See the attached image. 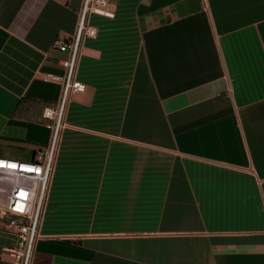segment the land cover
<instances>
[{
    "label": "crops",
    "instance_id": "1",
    "mask_svg": "<svg viewBox=\"0 0 264 264\" xmlns=\"http://www.w3.org/2000/svg\"><path fill=\"white\" fill-rule=\"evenodd\" d=\"M89 14L33 264H264V0ZM82 0H0V156L48 146ZM29 150V151H28ZM15 237L0 230V264Z\"/></svg>",
    "mask_w": 264,
    "mask_h": 264
},
{
    "label": "built area",
    "instance_id": "2",
    "mask_svg": "<svg viewBox=\"0 0 264 264\" xmlns=\"http://www.w3.org/2000/svg\"><path fill=\"white\" fill-rule=\"evenodd\" d=\"M89 14L114 15L107 0H82L75 33L70 38L54 41L55 48L67 53L60 61L63 72L41 75L44 81L59 84L61 88L56 105L45 107L42 113L50 121L47 127L52 131L47 148L29 160L0 156V230L9 232L16 239V245L6 249L13 264H33L66 108L72 94L86 88L77 79L76 69L83 39L95 36L94 27L88 23Z\"/></svg>",
    "mask_w": 264,
    "mask_h": 264
},
{
    "label": "rangeland",
    "instance_id": "3",
    "mask_svg": "<svg viewBox=\"0 0 264 264\" xmlns=\"http://www.w3.org/2000/svg\"><path fill=\"white\" fill-rule=\"evenodd\" d=\"M29 151V150H28ZM15 159H18V158H15ZM19 160H23V159H19Z\"/></svg>",
    "mask_w": 264,
    "mask_h": 264
}]
</instances>
